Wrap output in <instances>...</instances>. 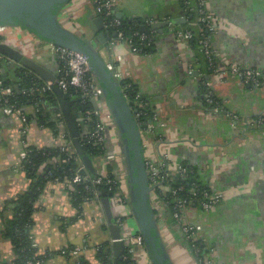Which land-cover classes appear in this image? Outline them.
Masks as SVG:
<instances>
[{
	"label": "crops",
	"instance_id": "1",
	"mask_svg": "<svg viewBox=\"0 0 264 264\" xmlns=\"http://www.w3.org/2000/svg\"><path fill=\"white\" fill-rule=\"evenodd\" d=\"M182 4V0L120 1L117 10L123 17H154L168 22L161 32L155 31L157 49L149 54L133 52L124 43H113L114 38L106 43L98 39L94 22L98 14L93 0H71L61 9L59 19L78 36L97 39L102 57L105 52V63L109 51L115 53L117 67L129 72L141 93L155 107H161L158 120L165 123L162 132L170 141L164 149H170L174 158L194 166L208 164L210 169L204 173L205 179H212L219 189L227 192V198L215 210L191 211L192 220L213 248V264H264V130L244 132L247 122L264 114V88L245 84L231 75L218 79L208 74L207 79L214 83L215 96L238 119L214 116L207 110L199 89L200 76L206 71L205 61L198 58L199 54L187 39L173 32L175 23L185 22ZM208 5L220 25L212 40L222 54V64L264 68V0H208ZM170 20L174 24H169ZM3 36V42L32 57L58 78L60 65L49 42L20 27H11ZM17 67L13 60L4 57L3 77L17 81L20 70L25 69ZM96 102L108 109L103 93ZM58 107L62 109L60 100ZM34 108L26 107L29 111ZM75 118L79 124V113ZM23 126L20 114H7L0 107V263L6 264L15 259L12 242L4 235L5 222L13 215L6 205L26 192L31 183L22 169L21 154L28 145L62 144L65 142L62 134L69 128L67 120L66 124L58 123L56 135L52 127L33 120L26 124L27 133L23 134ZM87 130L83 126L85 133ZM70 140L73 142V137ZM111 154L108 166L124 175L120 147L116 146ZM92 160L96 173L106 166L102 157ZM107 196L111 216L104 204L105 197L101 202L86 200L79 209L73 205L65 182L54 180L47 184L35 204L32 228L39 249L55 252L47 264H80L82 257L89 264H104L97 254L103 243L109 244V258L115 264L110 224L111 220L116 223L119 207L112 196ZM128 213L125 216L128 226L133 232H139L132 210ZM153 213L157 233L171 262L199 264L170 213L162 218L154 209ZM142 251L144 246L138 247V260L152 264L151 257Z\"/></svg>",
	"mask_w": 264,
	"mask_h": 264
},
{
	"label": "built area",
	"instance_id": "2",
	"mask_svg": "<svg viewBox=\"0 0 264 264\" xmlns=\"http://www.w3.org/2000/svg\"><path fill=\"white\" fill-rule=\"evenodd\" d=\"M120 1L121 0H93L97 14L103 17L105 28L117 32L113 43H124L128 45L133 52H140V48L135 45L136 42H134L132 37L126 36L123 30H115L116 26L120 25V20L118 18L112 19L110 23L104 18V15H118L117 7ZM182 2H184L185 5H187V8L197 16V20L191 22L189 25L194 26L196 29L198 28L201 33L204 30L208 33L199 40V50L210 63L212 74L218 79H223L226 75H231L233 77H238L245 84H250L257 88H264V68L244 67L236 64L228 66L222 64V54L219 49L215 47L212 40L213 36L219 32L220 25L216 15L209 8L208 0H182ZM145 20L149 25L162 21L161 19L154 17L146 18ZM169 24H174V21L170 20ZM10 28L11 27L9 26L1 25L0 37ZM155 31L156 30L152 29L151 33L155 34ZM151 33H140V41L146 42L149 38L148 35ZM138 34L139 33L136 35ZM192 35L193 31L191 28H182L176 33L177 37L185 38L187 40H189ZM1 42H3V40L0 39V43ZM50 46L58 59L60 75L55 80L43 81L31 88L24 89L23 92L27 95H35L37 93H45L46 91L54 89L55 86H58L65 93L69 94L71 90L75 89L82 93L83 98L90 99L94 103L99 101L102 95V90L98 86L95 80V75L91 71L88 58L84 54L65 46L56 44H50ZM0 58H4L1 53ZM116 62L115 53L109 51L105 63L106 67L109 71L113 72L116 80L122 85L123 80L130 79V73L121 71L117 67ZM213 85L214 83L211 80L206 82V87L209 90H212ZM122 90H124V87H122ZM11 93L12 89L4 88L0 82V95H11ZM123 95L131 109L134 111V118L137 122V126L141 130L143 150L145 153V167L149 185L151 187L150 205L156 212L155 214L160 218L164 217L167 213H170V216L179 225L188 245L192 244V247L197 249V243L199 241L206 243L208 253L204 255V263L213 264V248L207 244L200 228L192 220L191 214L194 210H202L206 212L215 210L225 201L227 198V192L223 189H219L216 186L215 181L210 178H206L204 183H202V186L199 187L195 175H191L192 171L189 169L188 164L180 158H174L170 149H164V145L167 146L170 141L164 137L162 132L165 123L158 120L161 107H151L153 105L151 100L143 98L141 93H137L133 102H131L128 93H123ZM206 96L208 104L205 105V107L212 115H223L224 117L229 116L234 120L238 119L237 115L226 111L222 105H219L217 101H215L213 90ZM0 101H2L1 97ZM97 103L98 102L95 104ZM0 107H3L7 114L18 113L21 115L24 123L21 131L23 134H26V117L23 110L14 103H11L8 98L4 100ZM135 107L140 111H136ZM36 110L38 111L39 108H36ZM78 113L81 120L80 123L85 122V116H90L92 114L98 115V119L92 129L89 131L87 130V141L95 145L104 143L107 136V130L112 128L114 124L113 116L109 109L99 106V109L97 110L81 109ZM147 117H149L148 121L145 120ZM55 118L58 120L59 124L65 123V115L63 111H57L55 113ZM85 125V127L88 126L87 124ZM246 125L248 127L244 132L250 129L264 130V114L251 119ZM115 135L116 133L114 131V137L112 138L114 142L117 140ZM62 137L65 142L59 146L64 149L65 147L69 148L72 141L67 138L65 132L62 134ZM112 155L113 154L110 152L107 155L101 156L103 158V164H106V166L97 172L96 176H93L90 173L85 175L82 174V171L86 170V166L82 163L79 156L71 153L67 158L62 159L63 162H66L70 158H74L80 163L74 177L63 181L66 183L69 192L71 193L74 191L73 185L75 183H85L92 194L87 200L96 199L101 202L102 195L99 186L106 180L108 183L113 182V180H110L108 177L110 173L108 162ZM26 156L27 150L22 152L21 159L26 158ZM209 169L210 166L208 164L202 163L193 171L196 175L204 177V173L209 171ZM119 176L120 188L127 199L129 197V191L125 176L120 172ZM111 189L112 187L109 188V190ZM111 198H113L115 203H118L119 215L116 218V223L123 228L122 239L127 246L123 259H129V255L133 256L137 253L138 247L144 246V238L140 232H133L126 222L125 216L129 214L128 212H130L131 209L129 203L125 200L122 201L115 196H112ZM37 263H39V261ZM30 264H33V262H30Z\"/></svg>",
	"mask_w": 264,
	"mask_h": 264
},
{
	"label": "trees",
	"instance_id": "3",
	"mask_svg": "<svg viewBox=\"0 0 264 264\" xmlns=\"http://www.w3.org/2000/svg\"><path fill=\"white\" fill-rule=\"evenodd\" d=\"M182 6L185 12L186 20L184 23H175L173 32L175 33L174 35H176L178 30L182 28H191L193 31V35L189 38L188 41L199 54L198 58L200 60L203 59L205 61L206 71L200 76L199 89L201 100L204 105H207L208 102L206 95L212 90H209L206 87V82L208 81L207 75L212 74V68L210 66V63L207 61L206 57L199 50V40L208 33L206 30L202 31L201 33L198 28L196 29L194 26L189 25L191 22L197 20V16L194 15V13H192L191 10L187 8V5H185L184 2ZM104 18L109 23L112 21V19L118 18L120 20V25L116 26L115 30H123L126 36L132 37L134 42H136L135 45L140 48V52L149 54L153 53L157 49V39L155 37V34L151 33L152 27L151 25L146 23V20L143 17L119 18L118 15L115 14L110 16L104 15ZM147 32H150L151 34L148 35L149 38L146 40V42L140 41V33ZM137 33L139 34L136 35ZM0 39L3 40L4 36H1ZM2 61L3 59L0 58V82L2 83V86L4 88H11L12 93L11 95H0V97L2 98V101H0V106L3 104L4 100L8 98L10 99L11 103H14L16 106L20 107L23 110L24 115L26 117V124L30 123L33 120H36L42 126L52 127L55 130V134L58 135L59 127L57 126L58 120L55 118V113L57 111L63 110L58 107L59 97L54 91V89L46 91L45 93H37L35 95L25 94L23 92L24 89L31 88L36 84L42 83L43 79L26 69L20 70L17 81L5 78L3 77L1 71ZM15 83H18V89L16 88ZM122 87H124V90H122ZM120 89L122 93H128L131 102H133L137 93H141L138 84L131 79L123 80L122 85H120ZM201 92L203 95L201 94ZM69 94L70 100L74 102V104H72V109L75 115L78 113L79 110L82 109V107H84L86 110L99 109V106L95 104L92 100L83 98L81 92L73 89L69 92ZM213 97L219 105H222V103L217 98V96H215L214 93ZM143 98L148 99V97L144 95ZM29 106L35 107L34 111H32L31 109L30 111L27 110L26 107ZM151 107H154V105H152ZM36 108H39V110L37 111ZM135 109L138 112L140 111L136 107ZM97 119L98 115L92 114L90 116H85L84 123H77V127L80 131V143L83 146L85 154H87L91 158L107 155L111 152L112 149V146L108 140L111 139L110 136L114 133L113 126L112 128H109L107 130V136L104 143L100 145H95L87 141L86 134L89 130L92 129ZM145 120L148 121L149 117H147ZM85 124L88 125L86 127L88 129L86 133L83 131V126H86ZM65 133L67 135V138L72 139L69 128L66 127ZM26 150L27 156L26 158L22 159L21 166L27 178L31 181L30 188L23 194L19 195L17 198H14L7 202L6 208H11L13 215L11 218H8L5 222L4 235L5 237L11 240L15 254V259L10 264H30V262H33V264H47V261L55 254V252H42L37 246L34 237L32 236V228L35 222L33 216L36 209L35 204L50 181H64L66 179H72L74 177L75 173L79 168L80 163L77 162L74 158H70L66 162H63L62 159L67 158L71 153L76 156H79L81 160L82 156L78 153L77 148L73 142L71 143V146L69 148L65 147V149L59 145L53 147H37L34 145H28ZM82 163L85 165L83 160ZM186 163L188 164L189 169L192 171L191 175H195L199 187L202 186V183H204L206 179L204 177L196 175L193 171L196 170L198 164L194 166L189 162ZM113 169L114 168L109 167L110 173L108 176L110 180H113V182L108 183L106 180L103 184H101L99 186L100 193L102 194V192L104 191L107 195L115 196L117 198H120L122 201L125 200L126 202H128L129 199H126L125 194L120 188L119 172L116 171V169ZM73 186L74 191L70 193L72 203L75 207L81 209L83 203L87 200V198L92 196L91 191H89V188L85 183H75ZM110 187H112L111 190H109ZM152 227H154V225H152ZM153 235H158L156 229L153 230ZM157 242L159 245V240ZM188 246L190 247V250L194 254L195 258L197 259V262L199 264H205L204 255L208 253V250L206 249V243L199 241L197 243V249L193 248L192 244H189ZM110 252L111 251L108 243H103L99 245L97 254L101 262H103L104 264L113 263L109 258ZM142 252V254H148L151 257L145 240L144 251ZM137 256L138 252L133 256L129 255V259H123L121 264H146V262L138 260ZM38 261L39 263H37ZM80 264L89 263L84 257H82L80 258ZM152 264H155V262H152Z\"/></svg>",
	"mask_w": 264,
	"mask_h": 264
},
{
	"label": "water",
	"instance_id": "4",
	"mask_svg": "<svg viewBox=\"0 0 264 264\" xmlns=\"http://www.w3.org/2000/svg\"><path fill=\"white\" fill-rule=\"evenodd\" d=\"M70 1L0 0V26L27 29L37 37L45 39L50 44L71 48L84 54L88 58L91 71L95 75V80L101 88L103 97L106 99V105L113 116V127L115 128L117 144H115L112 138L108 141L112 146V153L116 150V146L120 147L123 169L125 171L124 176L129 191L128 203L137 221L139 232L143 235L151 259L155 264H173L161 240V236L153 235V230H157V219L150 205L151 187L145 167V153L143 150L141 130L137 126L134 118V111L124 97L120 89L119 81L116 80L113 72L107 69L104 59L94 43L89 39L78 36L60 21V11ZM118 17L123 18V13L119 12ZM94 22L98 31V39H101L103 43L116 37V31L110 33L105 30L102 16L98 15L94 19ZM166 26H168V22L163 21L151 25L153 30H159L160 32ZM0 53L4 57L13 60L18 66L17 69L24 67L45 81L56 79L55 75L43 65L8 43H0ZM54 91L61 102L62 110L73 137V143L86 165V170H83L82 174L90 173L96 176L97 173L93 165V160L85 154L83 146L80 143V132L72 109L70 95L58 86L54 87ZM82 109L84 110L85 108L83 107ZM102 196L105 197L104 204L108 214L111 216L109 198L104 191L102 192ZM111 221L110 230L112 231V244L115 250L114 263L121 264L126 251V243L122 239L123 228L113 222V220Z\"/></svg>",
	"mask_w": 264,
	"mask_h": 264
},
{
	"label": "rangeland",
	"instance_id": "5",
	"mask_svg": "<svg viewBox=\"0 0 264 264\" xmlns=\"http://www.w3.org/2000/svg\"><path fill=\"white\" fill-rule=\"evenodd\" d=\"M61 21H62V20H61ZM62 23H64V22L62 21ZM94 40H95V41H94ZM94 40L91 39V41L94 43V45L96 46V48H97V49L99 48V50H101L100 47L98 46L97 42H96L97 39H94ZM103 49H104V48H103ZM103 55H104L103 59H106L105 52L103 53ZM198 209H199V208H198Z\"/></svg>",
	"mask_w": 264,
	"mask_h": 264
},
{
	"label": "flooded vegetation",
	"instance_id": "6",
	"mask_svg": "<svg viewBox=\"0 0 264 264\" xmlns=\"http://www.w3.org/2000/svg\"><path fill=\"white\" fill-rule=\"evenodd\" d=\"M112 32V31H111Z\"/></svg>",
	"mask_w": 264,
	"mask_h": 264
}]
</instances>
